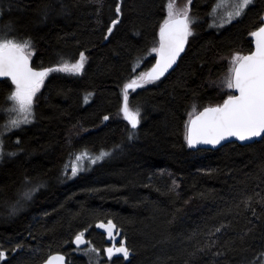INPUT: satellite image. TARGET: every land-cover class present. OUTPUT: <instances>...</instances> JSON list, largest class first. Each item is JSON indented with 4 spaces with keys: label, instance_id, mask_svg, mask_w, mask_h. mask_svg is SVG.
Here are the masks:
<instances>
[{
    "label": "trees",
    "instance_id": "16d2710c",
    "mask_svg": "<svg viewBox=\"0 0 264 264\" xmlns=\"http://www.w3.org/2000/svg\"><path fill=\"white\" fill-rule=\"evenodd\" d=\"M218 1L172 0L178 11L190 8L192 35L176 68L129 90V107L140 111L133 129L121 113L123 88L153 65L169 0H0V35L30 39L36 68L86 56L82 74L50 73L36 95L33 123L5 137L3 148L15 154L0 161V247L30 252L4 264L42 262L85 230L105 249L107 232L97 225L108 221L131 253L112 264L259 262L264 138L198 150L185 139L196 113L235 94L224 83L230 61L253 50L249 34L264 16V0H254L244 17L214 29ZM113 20L119 22L109 34ZM12 91L9 79L0 80V116ZM85 149L110 155L70 177L68 158ZM28 182L41 183V191L13 216Z\"/></svg>",
    "mask_w": 264,
    "mask_h": 264
},
{
    "label": "snow or ice",
    "instance_id": "6c2138e0",
    "mask_svg": "<svg viewBox=\"0 0 264 264\" xmlns=\"http://www.w3.org/2000/svg\"><path fill=\"white\" fill-rule=\"evenodd\" d=\"M190 2L191 0L189 4ZM251 3L252 0H231L228 7L232 11L227 13L225 23H230L233 18L241 17ZM189 11L190 8L187 6L183 10H176L172 0H169L167 16L159 28V46L151 49V52L156 53L159 59L150 71L141 73L124 85L121 113L133 129H136L140 123V111L138 108L133 111L129 107L128 92L159 80L176 63L180 53L184 51L189 36L192 35L191 25L194 21L190 19ZM116 12L120 13L119 4ZM118 22V20L112 21V26L108 28L109 34ZM249 35L254 41L255 50L248 55L233 54L229 76L224 82L227 89H234L238 94L228 95L221 105L204 108L194 119L187 122L185 139L189 147L199 144L219 145L221 141L230 137L248 141L264 135V18L261 20V25ZM32 55L34 52L30 39L16 42L0 35V78H8L13 86V91L8 96L12 107L7 111L15 113L18 117L10 119L4 125L5 132L32 122L36 94L50 73L64 72L79 75L83 73L86 62V56L81 52L79 59L74 63L62 59L54 67L38 70L31 66ZM87 99L86 95L85 102ZM103 119L107 121L109 117L105 116ZM2 136L3 132H0V137ZM14 154L11 153V155ZM3 155V140L0 138V158H3ZM109 155L110 153L106 151H101L97 155H91L87 149L81 151L75 156L71 165L72 176L82 170V162L87 161L94 165ZM39 187L40 185H34L25 190L21 199L30 200ZM97 227L106 229L109 239L114 238L113 230L116 225L111 221L107 224L100 222ZM74 243L77 246L86 247L85 254L90 258L89 264H92L93 255L99 257V249L95 246L87 247L90 241L85 239V232L78 233L74 238ZM20 248L21 246L18 245L17 249L20 250ZM104 251L109 259L117 253L122 254L125 259L131 254L123 243L118 247L115 245L108 247ZM6 256L7 253L0 250V259ZM64 260L63 255L56 254L50 256L46 264H64Z\"/></svg>",
    "mask_w": 264,
    "mask_h": 264
},
{
    "label": "rangeland",
    "instance_id": "374dc122",
    "mask_svg": "<svg viewBox=\"0 0 264 264\" xmlns=\"http://www.w3.org/2000/svg\"><path fill=\"white\" fill-rule=\"evenodd\" d=\"M229 3H231V0H223V3H222V0H219L218 2H217V4H216V6H215V11L212 13V17H213V19L211 20V27L212 28H214V29H218V30H221L222 28H224V27H226L228 24H230L231 22H233V21H235V20H238V19H241L242 17H244V15H245V13H246V11H247V9L249 8H247L246 9V11H245V13L241 16V17H239V18H233L232 19V21L230 22V23H225V20L227 19V13L229 12V11H232V9L231 8H229L228 7V4ZM254 3V0H252V3L249 5V6H251L252 4ZM241 55H244V54H242V53H240ZM154 55H156V53H154ZM230 66H231V64H230ZM143 72H146L145 70L143 71ZM139 76V75H138ZM41 89H42V87H41ZM41 89H40V91H41ZM39 91V92H40ZM38 92V93H39ZM37 93V94H38ZM36 94V95H37ZM128 95H129V92H128ZM9 102V101H8ZM34 106H35V104H34ZM12 107V105H11V103L9 102L8 103V107H6L4 110H3V112H4V114H2V110H1V116H2V119L0 118V132H3V136L2 137H0V138H2V140H3V145H4V143H5V140H6V135H9L11 132H14V131H16L17 129H14V130H11V131H4V125L10 120V119H17L18 117H17V115L15 114V113H10L9 111H7V109H10ZM6 117V119L4 120V121H2L3 120V117L4 116ZM0 116V117H1ZM4 117V118H5ZM33 121H34V117L32 118V122L31 123H28V124H24V125H22L20 128H22V127H24V126H26V125H30V124H32L33 123ZM20 128H18V129H20ZM3 152H4V155H3V158H0V161L2 160V159H4L6 156H12L11 155V153H13L12 151H6L4 148H3ZM91 155H97V154H99V152H97V153H95V152H91V151H88ZM101 152V151H100ZM80 153V152H79ZM79 153H76V154H74V155H72V156H70L69 158H68V160H67V163H66V166H65V171H66V173L70 176V177H74V176H72V174H71V165H72V163L74 162V160H75V156L76 155H78ZM108 157V156H107ZM107 157H105V159L107 158ZM105 159H103V160H105ZM103 160H101V161H103ZM101 161H98V163L99 162H101ZM92 164H90L89 162H87V161H84V162H82V170L81 171H83V170H85L87 167H90ZM79 173V172H78ZM77 173V174H78ZM76 176V175H75ZM34 185H40L41 186V183H39V182H34L33 184H30L29 182H28V186H26V189L25 190H27V189H29V188H31V187H33ZM22 193H23V190H22V192L19 194V196H18V200H19V203L18 204H20V203H24L26 200H23V199H21V196H22ZM17 206V205H16ZM16 206H13L12 208H11V210H10V212H15L16 210H17V207ZM116 237H114L113 239H106V240H109L111 243H110V245H108V246H106V248H108V247H112L113 245V243L114 242H116ZM119 241H122L121 239H119ZM108 242V241H107ZM109 243V242H108ZM95 248H97V249H99L100 250V254H99V257H96L95 255H93L92 256V260H93V264H101V262L103 261V260H105L106 258H107V255H106V253H105V249H100V248H98V247H96L95 246ZM117 255H119V253H117V254H115V255H113L112 257H111V259H109V258H107V259H109V260H112L113 258H115V256H117ZM257 264H264V254L262 255V257L259 259V262L257 263Z\"/></svg>",
    "mask_w": 264,
    "mask_h": 264
},
{
    "label": "flooded vegetation",
    "instance_id": "af4514ba",
    "mask_svg": "<svg viewBox=\"0 0 264 264\" xmlns=\"http://www.w3.org/2000/svg\"><path fill=\"white\" fill-rule=\"evenodd\" d=\"M26 189V188H25ZM25 189L23 190V192L25 191ZM41 191V186L39 187L38 191L35 192V194L32 196V198L30 200H26L24 203H20V204H16L18 206L17 210L15 212L12 213L13 216H18L21 215L22 213H24L26 210L29 209V202H31L33 199H35V197L38 195V193ZM88 231H85V238L87 239V241H90V244L87 245V247H91V246H95L94 245V240L93 238H91L88 234ZM76 235L73 236V238L71 239L70 243L66 246V249L62 252H56V253H61L65 256L66 258V264H89V256L85 254L86 252V247L85 246H77L74 243V238ZM113 237H116V242H114L112 245L114 246H120L121 243H123L122 241H119V239L121 238V235L113 230ZM108 238V235L106 237ZM25 240L32 242V243H41V236H34L32 238H30V235H27L25 237ZM109 243H111L109 240H107ZM124 244V243H123ZM18 245H15L13 249L9 250V249H4L3 247H0V250L5 251L7 253V256L0 259V264H4L5 262L9 261L14 255H17L18 252H22L27 255V253H29L30 251H25L27 248V246H21L20 250L17 249ZM124 246H126L124 244ZM56 253H51L49 254L42 262H41V257L39 258V260L37 261V264H43L51 255L56 254ZM115 257H122V254H119ZM129 258V257H128ZM127 258V259H128ZM114 259V258H113ZM112 260L109 259H105L101 262V264H112L113 262ZM124 259V258H123ZM91 261L93 264V260L91 257Z\"/></svg>",
    "mask_w": 264,
    "mask_h": 264
},
{
    "label": "water",
    "instance_id": "95a60500",
    "mask_svg": "<svg viewBox=\"0 0 264 264\" xmlns=\"http://www.w3.org/2000/svg\"><path fill=\"white\" fill-rule=\"evenodd\" d=\"M263 18H264V16H263ZM190 37V36H189ZM253 40V39H252ZM188 42H189V38H188V41H187V43H186V45H185V47H184V51L183 52H181L180 53V55H179V57L177 58V61H176V63L160 78V79H162L163 77H165L167 74H169L174 68H176V66L178 65V63H179V61H180V59L182 58V56L185 54V52H186V50H187V47H188ZM255 50V45H254V41H253V50L252 51H254ZM251 51V52H252ZM248 54H250V52H248V53H246V54H244V55H248ZM157 59H159V57H158V55L156 54V57H155V61H154V63H153V65L147 70V72L148 71H150V69L154 66V64L156 63V60ZM31 66L33 67V68H36L34 65H33V61H32V58H31ZM36 69H40V68H36ZM4 79H8V78H0V80H4ZM46 79V78H45ZM234 92H235V94L234 95H236V94H238V92L236 91V90H234ZM227 99V98H226ZM225 99V100H226ZM223 104V103H222ZM219 105H221V104H219ZM215 106H217V105H213V106H207V107H215ZM206 108V107H205ZM204 109V108H203ZM203 109L201 110V111H199L198 113H196L191 119H194L195 118V116L196 115H198L200 112H202L203 111ZM264 138V135H262L261 137H254V138H252L251 140H248V141H240V140H238V138H235V137H230V138H228L227 140H225V141H221V143L219 144V145H210V144H199V145H196V146H193V147H190L191 149H193V150H198V149H218V148H221L222 146H224V145H226V144H228V143H232V142H237V143H239V144H242V145H246V144H251V143H254V142H256V141H259V140H262ZM98 229L99 230H101V231H104V232H107L106 231V229H101V228H99L98 227ZM86 239V238H85ZM87 240V239H86ZM56 254H60V255H63V254H61V253H56ZM56 254H53V255H56ZM52 256V255H51ZM64 256V255H63ZM64 258H65V256H64ZM47 261V260H46ZM46 261L43 263V264H46ZM64 264H66V258H65V260H64Z\"/></svg>",
    "mask_w": 264,
    "mask_h": 264
}]
</instances>
